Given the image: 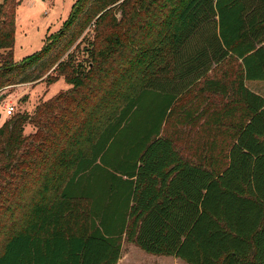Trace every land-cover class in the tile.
Returning a JSON list of instances; mask_svg holds the SVG:
<instances>
[{
  "label": "trees",
  "instance_id": "trees-1",
  "mask_svg": "<svg viewBox=\"0 0 264 264\" xmlns=\"http://www.w3.org/2000/svg\"><path fill=\"white\" fill-rule=\"evenodd\" d=\"M20 3L0 89L69 88L0 124V264H264V0H76L17 63Z\"/></svg>",
  "mask_w": 264,
  "mask_h": 264
},
{
  "label": "rangeland",
  "instance_id": "rangeland-1",
  "mask_svg": "<svg viewBox=\"0 0 264 264\" xmlns=\"http://www.w3.org/2000/svg\"><path fill=\"white\" fill-rule=\"evenodd\" d=\"M2 0H0L1 2ZM76 0H21L15 13V34L13 46V59L20 62L26 56L40 51L48 36L55 33L67 19L71 6ZM84 44L79 45V49ZM3 50L0 49V53ZM235 63L225 64L221 70L233 68ZM216 66H212L214 69ZM209 74L220 75V70L210 71ZM245 85L253 92L264 98V81H246ZM69 88L62 78L50 86L44 82L34 81L30 83L16 84L0 89V95L5 97L0 101V124L8 115L5 113L6 105H14V113H33L40 102L47 100L60 91ZM35 128L27 124L24 133L29 134ZM122 253L126 254L127 264H188L183 259L167 255H153L138 247H131L124 242Z\"/></svg>",
  "mask_w": 264,
  "mask_h": 264
},
{
  "label": "crops",
  "instance_id": "crops-1",
  "mask_svg": "<svg viewBox=\"0 0 264 264\" xmlns=\"http://www.w3.org/2000/svg\"><path fill=\"white\" fill-rule=\"evenodd\" d=\"M124 244V242L122 243V245ZM131 245V247H136V246H134V245H132V244H130ZM123 252V250H122V247H121V255H120V257H119V259H118V261H117V263L116 264H127L126 263V254L125 253H122Z\"/></svg>",
  "mask_w": 264,
  "mask_h": 264
},
{
  "label": "built area",
  "instance_id": "built-area-1",
  "mask_svg": "<svg viewBox=\"0 0 264 264\" xmlns=\"http://www.w3.org/2000/svg\"><path fill=\"white\" fill-rule=\"evenodd\" d=\"M5 113L8 116L14 113V105L12 103L6 105Z\"/></svg>",
  "mask_w": 264,
  "mask_h": 264
}]
</instances>
